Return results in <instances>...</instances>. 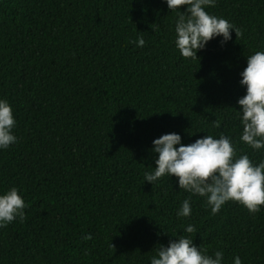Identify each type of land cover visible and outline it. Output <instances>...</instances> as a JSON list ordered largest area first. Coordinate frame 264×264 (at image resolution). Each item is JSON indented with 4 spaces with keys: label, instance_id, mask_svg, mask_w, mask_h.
<instances>
[{
    "label": "trees",
    "instance_id": "16d2710c",
    "mask_svg": "<svg viewBox=\"0 0 264 264\" xmlns=\"http://www.w3.org/2000/svg\"><path fill=\"white\" fill-rule=\"evenodd\" d=\"M205 10L243 36L215 37L193 60L166 0H0V100L17 137L0 149V195L15 187L27 205L23 222L0 227V264H151L179 236L222 250V264H264V207L229 201L213 215L177 177L145 181L164 134L185 146L223 135L237 156L264 161L240 140L238 104L247 57L264 51V0ZM186 198L191 215L179 217Z\"/></svg>",
    "mask_w": 264,
    "mask_h": 264
},
{
    "label": "clouds",
    "instance_id": "9594fccd",
    "mask_svg": "<svg viewBox=\"0 0 264 264\" xmlns=\"http://www.w3.org/2000/svg\"><path fill=\"white\" fill-rule=\"evenodd\" d=\"M166 3L169 10L177 13L176 46L185 59H199L197 52L215 37L222 36V44L230 40L232 30L237 38L243 36L242 30L227 19L205 10L207 6L214 7L216 0H166ZM184 7L186 11H181ZM133 43L142 48L146 42L138 37ZM241 76L240 84L246 86V95L238 100L243 126L240 140L259 150L264 148V51L247 57V67ZM15 126L11 105L0 100V149H8L17 142L12 133ZM214 126L219 128L220 121H214ZM153 145L158 159L154 172L145 173V181L153 184L166 175L175 176L180 189L206 198L213 215L229 201L244 206L252 214L264 207V161L254 165L248 155L237 156V148L228 137L207 135L185 146L179 134L170 133L155 139ZM26 207L15 187L0 195V227H6L17 217L23 222ZM191 212L190 198H186L177 215L189 217ZM184 231L191 234L196 228L188 225ZM84 239L92 237L89 234ZM206 252L197 248L193 239L179 236L178 241H171L167 247L161 245L151 264H222V250L214 255ZM234 264H242L239 256L234 258Z\"/></svg>",
    "mask_w": 264,
    "mask_h": 264
}]
</instances>
